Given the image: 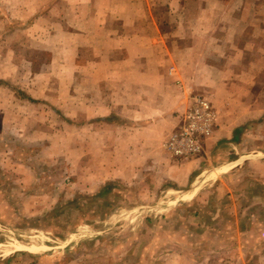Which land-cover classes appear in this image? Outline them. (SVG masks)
I'll list each match as a JSON object with an SVG mask.
<instances>
[{
  "label": "rangeland",
  "instance_id": "obj_1",
  "mask_svg": "<svg viewBox=\"0 0 264 264\" xmlns=\"http://www.w3.org/2000/svg\"><path fill=\"white\" fill-rule=\"evenodd\" d=\"M139 33L264 97V0H0V264H264V116L193 201L92 167L106 69Z\"/></svg>",
  "mask_w": 264,
  "mask_h": 264
},
{
  "label": "crops",
  "instance_id": "obj_2",
  "mask_svg": "<svg viewBox=\"0 0 264 264\" xmlns=\"http://www.w3.org/2000/svg\"><path fill=\"white\" fill-rule=\"evenodd\" d=\"M138 35L114 47L123 50V59L106 69L108 111L92 122V152L98 153L92 167L103 170L102 182H153L167 196L193 201L240 165L237 148L255 134L264 97L260 102L255 83L244 80L242 70L221 60L198 67L190 48L179 55L162 34ZM196 91L215 108L218 120L200 156L178 159L165 143L180 130Z\"/></svg>",
  "mask_w": 264,
  "mask_h": 264
},
{
  "label": "built area",
  "instance_id": "obj_3",
  "mask_svg": "<svg viewBox=\"0 0 264 264\" xmlns=\"http://www.w3.org/2000/svg\"><path fill=\"white\" fill-rule=\"evenodd\" d=\"M216 115L210 102L202 97L195 98L180 130L171 134L166 148L178 159L187 160L199 155L203 145L213 133Z\"/></svg>",
  "mask_w": 264,
  "mask_h": 264
}]
</instances>
